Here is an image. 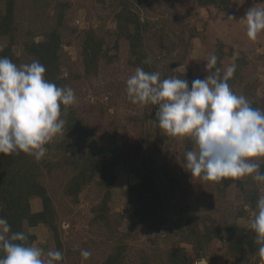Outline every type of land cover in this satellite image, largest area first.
<instances>
[{
    "label": "rangeland",
    "instance_id": "obj_1",
    "mask_svg": "<svg viewBox=\"0 0 264 264\" xmlns=\"http://www.w3.org/2000/svg\"><path fill=\"white\" fill-rule=\"evenodd\" d=\"M6 1L2 0L0 4L5 6ZM63 1L16 0L17 30L13 52L17 56L24 58V40L33 36L39 40L44 31L57 24L62 11L58 2ZM66 1L69 5L64 10L59 27L64 56L61 75L66 77L67 86L74 90L77 98L73 105L76 122L87 128L99 145L114 147L142 138L146 128L138 118H143L146 108L152 109V105L131 103L126 93L127 78L134 74L137 67H141L131 65L135 55L128 40H116L119 29L114 12L127 2H131V6L150 21V30L144 42L147 59L154 67L165 72L169 70L173 56L182 58L180 74L189 70L191 74L178 78L187 79L191 87L193 80L205 79L211 74L205 65L209 55L214 53L221 64V75L227 67L235 66V73L228 81L233 92L245 96L250 102L257 101L264 110V32L255 41L250 40L247 37L246 19H243L250 8H264L261 0H231L226 8L200 5L198 0ZM178 30L182 33L179 34ZM91 31L103 37L104 46H110V53L116 56L112 63L103 62L96 74L87 73L83 63V45ZM192 32H196L195 37L188 43L186 39ZM178 34L185 38L180 48H177L181 42L177 40ZM10 39V36H0V52ZM185 48L187 52L183 53ZM220 53H223L221 58ZM148 133L154 137L161 135L163 130L152 124ZM56 137L66 138L70 142L72 135L64 128ZM172 138L167 141L170 143L169 149L163 145L156 155L159 164L166 162L169 166L170 175L177 178L176 184L182 190H176L173 195V201L179 207L173 209L171 218L177 222V215L183 212L180 208L186 207L182 215L187 218L195 215L197 222H194L200 235L205 233L206 226H211L218 234L211 242L204 243L200 248L196 242L192 244L187 241L186 234L178 225L170 227V223H166L160 230L152 231L137 221L135 207L128 199L127 190L135 183L131 167L138 163V158L129 165L118 167L109 196L105 187L99 184V175L83 187L78 197L65 194L64 190L71 180L67 168L60 170L64 177L57 175V181L48 177L45 182L55 210L57 230L53 231L44 223L29 227L30 233L36 235L31 246L41 248L45 253L60 250L63 253L62 264H104L107 257L117 252L121 245L124 247V257L120 264H171L169 254L181 248L189 251L195 264L202 258L208 259V264H264L259 244H256L258 251L255 254L247 251L235 253L229 240L222 237L226 236V226L236 222L251 230L256 202L264 195V182L243 177L221 189L220 182L193 178L191 172L184 168L185 157L183 159L182 155L187 148L185 139ZM53 142L56 144V141ZM85 152L83 150L81 153ZM54 154L57 155L56 152ZM163 155L165 158H162ZM105 199L107 210L102 215L100 207ZM30 203L34 211L42 209L39 197L33 198ZM81 250L89 251L91 256L83 258ZM198 250L202 253L201 257L196 255Z\"/></svg>",
    "mask_w": 264,
    "mask_h": 264
},
{
    "label": "trees",
    "instance_id": "obj_2",
    "mask_svg": "<svg viewBox=\"0 0 264 264\" xmlns=\"http://www.w3.org/2000/svg\"><path fill=\"white\" fill-rule=\"evenodd\" d=\"M102 3L105 0H100ZM264 2V0H261ZM2 2V0H0ZM62 10L57 24L51 29L44 31L41 39H35L33 36L29 40H24V58L21 59L13 52V45L16 44L15 32L16 27V0H7L5 6L0 4V36H10V42L1 50L0 57H8L13 63L18 66L31 63L33 60L40 61L46 68L45 77L50 82L55 83L57 86H67L66 77L61 75V60L63 59L62 53V34L59 27L62 24V19L65 15L64 10L68 7L69 3L64 0L58 2ZM200 5L208 6L213 5L220 8H226L231 4V0H198ZM131 2L121 4V8L114 12V18L119 29L117 30L116 37L118 39H126L130 43L135 60L131 62L134 67L141 66L145 71L161 73V79L190 75L191 70L187 73L180 74L179 70L183 65L182 58H172L169 63V70L162 72L158 70L152 62L147 59V51L145 50V37L151 24L146 17H143L137 9L131 6ZM143 18V20H141ZM174 34V32H172ZM178 33L182 32L178 30ZM196 32H192L187 42L195 37ZM177 35L182 47L183 35ZM175 35V34H174ZM116 42V46H118ZM187 43V45H188ZM105 39L97 36L94 31L89 32L88 37L83 45V63L87 73L96 74L99 72L100 65L105 63H112L115 54L110 53V46L105 47ZM105 47V48H104ZM186 48L183 53H186ZM172 57V56H170ZM220 58L223 53H220ZM148 61V63H145ZM217 67L221 68V64L217 62ZM251 104L254 108L263 110L262 105L257 101H252ZM146 108L143 118H138L144 124L146 132L142 138L130 142L117 144L114 147L101 146L92 137L91 132L76 122L77 114L73 106L68 107L66 110L62 107V118L65 119V131L67 130L72 138L70 142L66 138L55 137L46 145L47 152L43 159L37 162L33 157L20 152L19 155L13 154L5 156L0 154V217H4L11 225L12 232H23L28 236L27 243L32 245L36 240V235L30 233L29 227H36L44 223L49 225L53 231L57 230L55 225V210L52 205L51 195L48 191V185L45 180L50 179L57 181L55 177L61 174L64 177L63 168L68 169L71 180L66 186L65 194L68 197H78L83 187L93 182L96 175L100 176L99 184L105 187L109 196L110 189L116 180V170L121 165H129L134 159L138 163L131 167V171L135 176V183L128 187L127 195L129 201L134 204V216L137 221L147 226L152 231L160 230L163 225L170 223V227L174 224L182 229L186 234L188 242L199 245L200 248L204 243L211 242L218 236L213 231L211 226H206L205 233L200 235L198 228L195 225L197 222L195 215L187 218L182 215L186 211V207H181L182 213H179V219H172L171 215L173 209L179 207L176 202L174 203L173 196L175 191L182 192L176 184L177 178L170 175L169 166L166 162L159 164L157 160V153L164 145L169 149V142L172 137L165 135H155L152 137L148 133V129L152 124L158 125L155 118L156 106ZM173 139V138H172ZM186 141L187 148L184 149L183 159L185 152L193 150L194 144L188 139ZM171 142V141H170ZM83 150L86 152L81 153ZM57 153L54 154V153ZM58 157V158H57ZM56 158V160H53ZM162 158H165L164 155ZM185 163V159H184ZM66 169V170H67ZM261 171L264 172V162L261 164ZM46 174V176H45ZM235 179H224L220 182L222 188L225 189L233 183ZM62 185V183H61ZM39 197L42 200V209L34 211L31 207L30 201ZM100 207L102 215L106 214L107 199ZM106 209V210H105ZM195 219V220H193ZM195 221V222H194ZM226 236L222 237L228 239L232 249L235 253L239 251H247L250 254H255L258 251L256 245L255 233L242 227L240 224L233 223L226 226ZM252 234V235H250ZM124 247L120 248L114 254H111L103 262L104 264H120L122 261ZM237 251V252H236ZM3 253L0 252V256ZM198 257L202 256L200 250L197 251ZM171 264H195V260L190 257L189 251L185 248L176 249L169 254Z\"/></svg>",
    "mask_w": 264,
    "mask_h": 264
},
{
    "label": "clouds",
    "instance_id": "obj_3",
    "mask_svg": "<svg viewBox=\"0 0 264 264\" xmlns=\"http://www.w3.org/2000/svg\"><path fill=\"white\" fill-rule=\"evenodd\" d=\"M243 19L247 37L255 41L264 32V8H250ZM217 60L214 53L209 55L205 68L211 74L193 80L191 87L185 78L161 79L159 71L137 67L125 82L127 97L133 104L156 106L155 118L165 135L193 142L184 165L193 178L219 183L251 177L264 182V110L233 92L228 81L235 66L221 75ZM45 73L38 60L18 66L0 57V154L23 152L39 162L46 145L62 133L66 123L62 107L73 106L77 98L70 86H57ZM250 229L264 256V195L256 202ZM27 241L25 233L12 232L8 220L0 217V264H62L60 250L45 253ZM81 256L87 259L91 253L81 250ZM198 264H208V259Z\"/></svg>",
    "mask_w": 264,
    "mask_h": 264
}]
</instances>
